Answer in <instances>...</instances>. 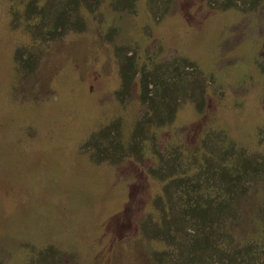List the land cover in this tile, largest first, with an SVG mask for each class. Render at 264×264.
<instances>
[{"label":"rangeland","instance_id":"374dc122","mask_svg":"<svg viewBox=\"0 0 264 264\" xmlns=\"http://www.w3.org/2000/svg\"><path fill=\"white\" fill-rule=\"evenodd\" d=\"M77 1L0 0V264H264V0ZM195 164L234 196L193 257L150 215Z\"/></svg>","mask_w":264,"mask_h":264},{"label":"trees","instance_id":"16d2710c","mask_svg":"<svg viewBox=\"0 0 264 264\" xmlns=\"http://www.w3.org/2000/svg\"><path fill=\"white\" fill-rule=\"evenodd\" d=\"M73 1L77 2V4H78L77 0H72V2ZM126 1H128V3H130L132 5V0H126ZM69 7H72V6H69ZM146 88L147 87L144 86L142 89L143 97L146 96V93H147ZM171 112H170V114L172 115L173 113H171ZM145 143L147 144V146H149V148L144 147ZM153 147H154V145H151L149 140H146V142L138 141V143H136V141L132 138L130 143L127 146H124L122 148L124 150L128 149L129 151H133V152L135 151L136 153H139V156L142 158V160L149 159L151 161V163L159 164L160 159L155 154ZM151 153L154 154L155 157H152L150 155ZM236 168H238V167H236ZM186 171L187 172H185L184 174H182L180 176V178H178L180 185H182L181 188H179V190H178V194L181 197L183 196L186 198L185 200L183 198H180L183 200L182 203L180 202V207H177L175 210L174 209L171 210L172 204H170L169 201L167 202L164 199V193H161L162 191H159L156 193V195L153 197V199L157 200L160 203V207L158 210L153 209L151 211L152 215H150V212H149V215L152 218L151 221L153 224V229L159 235L161 233L167 232L169 236L171 235L172 237H175V233H174L173 229L176 228V222H177L176 220L185 218V216L187 214L190 215L191 221L195 223L196 227L201 226L200 227L201 229L203 227L205 229H208V231L207 230L202 231V232H206V233L200 237V241H201L200 245L196 246V244L193 242V243L189 244V246H188L187 253L189 255H192L193 257H195L196 255H198L197 254V248L199 250L202 247L205 248V246L209 245L210 243L215 244L212 241L209 242V239L211 236L209 232H210V230L213 229L211 227L214 225V223H219L220 224V225L218 224V227H220L219 229L222 231L224 229V232H225V233L224 232L219 233L215 237H221V240H223L227 237L226 241H228V237H231L230 235L227 234V233H229V234L232 233L228 229L229 227L227 225L228 224L227 220L226 219L221 220V219L223 217L222 212L224 210V206H226L228 204V201L234 196V194L232 192V187L230 185H227L226 183H224L226 181H224V182L220 181L221 184H220V187L216 193L217 199H219V201H217L216 204L214 205L212 203V200L209 199L212 196V193H211L212 189L211 188L199 189L198 187L195 188L194 186L189 187L188 184L184 183V178H189L187 181L193 180V182H194V177L196 176L195 174L199 173L198 165L195 164V166L192 170H191V168H187ZM238 175H240V174L238 173ZM223 179H224V175H223ZM175 217H177V218H175ZM263 234L264 233H262V236H263ZM156 239H157V242L154 244V249L157 252L162 253L161 255L164 256L168 252V249H171L173 246L172 245L169 246L161 238L156 237ZM239 244H241V246L245 245V248H246L245 250L248 249V247L246 246L247 243H244L242 241L237 242V244H235V245L233 244L234 249H233L232 254H234L233 256L236 259H239V256L240 255L242 256V254H243V253H241L242 248L239 247ZM228 246H231V244L229 243V244H226L225 246L219 245V247L216 248V249H220L219 252H217V254L222 255V253H223L222 251H225L222 248H225V247L227 248Z\"/></svg>","mask_w":264,"mask_h":264}]
</instances>
